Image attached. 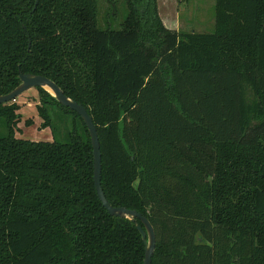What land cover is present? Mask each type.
<instances>
[{
    "label": "trees",
    "instance_id": "trees-1",
    "mask_svg": "<svg viewBox=\"0 0 264 264\" xmlns=\"http://www.w3.org/2000/svg\"><path fill=\"white\" fill-rule=\"evenodd\" d=\"M217 7L199 32L156 0H0V94L29 72L86 107L104 195L149 220L151 264H264V0ZM36 88L66 138L15 136L19 104L0 103V264H142L140 221L96 194L85 123Z\"/></svg>",
    "mask_w": 264,
    "mask_h": 264
},
{
    "label": "rangeland",
    "instance_id": "rangeland-1",
    "mask_svg": "<svg viewBox=\"0 0 264 264\" xmlns=\"http://www.w3.org/2000/svg\"><path fill=\"white\" fill-rule=\"evenodd\" d=\"M101 6L103 0H99V8L102 11ZM156 9L164 26L176 31H213L218 16L217 0H156ZM223 54L225 59H228L233 58L235 53L226 48ZM13 100L19 104L21 114L14 128L15 136L28 140L66 138L57 121L52 122L51 125L43 124V118L37 108L39 92L36 87L26 89ZM49 108L53 118H57L56 116L60 114L58 107L51 105ZM63 115H61L63 121H68V116ZM6 131L3 123L0 122V135L6 134Z\"/></svg>",
    "mask_w": 264,
    "mask_h": 264
},
{
    "label": "water",
    "instance_id": "water-1",
    "mask_svg": "<svg viewBox=\"0 0 264 264\" xmlns=\"http://www.w3.org/2000/svg\"><path fill=\"white\" fill-rule=\"evenodd\" d=\"M18 77L19 83L13 89L0 94V103L15 99V97L28 88L40 86L46 89L59 103L74 110L81 117L86 125L91 141L93 158L92 177L96 194L110 215L128 218L131 221H134L135 219L140 221L141 224H138L136 228L139 231L144 244V257L142 264H151V258L155 247V232L149 220L136 209L123 205L114 206L110 204L104 195L100 180L101 151L97 129L86 107L82 103L67 96L56 82L45 75L19 71Z\"/></svg>",
    "mask_w": 264,
    "mask_h": 264
}]
</instances>
